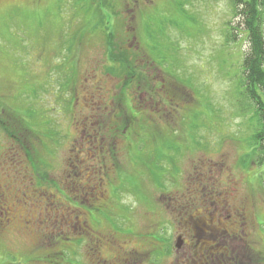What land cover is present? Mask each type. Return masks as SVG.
Here are the masks:
<instances>
[{
  "label": "rangeland",
  "instance_id": "obj_1",
  "mask_svg": "<svg viewBox=\"0 0 264 264\" xmlns=\"http://www.w3.org/2000/svg\"><path fill=\"white\" fill-rule=\"evenodd\" d=\"M180 1L92 0L94 14L98 13L97 4L110 7L114 15L117 12L115 16L110 12L111 23L124 48L150 52L151 46H157L154 54L164 57L165 71L181 73L195 81L193 101L202 105L209 94L214 103L211 108L198 105L185 130L184 121H188L192 110L178 114L174 123L170 107L155 122L176 127L174 133L163 137L173 144L174 150H167L160 142L158 147L152 144L155 133L149 129L147 114L153 116V102L146 101L147 94L139 96L137 91L132 92L131 101L135 111L145 104L140 121L132 125L129 139L120 138L115 127L123 124L119 80L104 73L105 29L98 25L95 29L100 31L90 34L91 27L85 24L89 14L85 12L86 0H79V4L61 0L59 5L54 0H0V112L8 109L27 124L39 143L42 141L40 146L35 143L38 156L27 157L25 149L13 140L17 161L12 162H20V167H10L6 165L7 154H2L6 133L0 128V264H56L52 254H59L70 243L74 244L75 264H146L148 252L159 248L146 233L151 232L157 240L177 241L174 236L187 226L183 214L190 209V203L205 210L196 214L204 217L212 208L221 206L218 215L231 228L236 227L227 255L213 259L203 255L202 263L248 264L241 253L252 258L260 248L258 226L252 215L258 211L264 216V162L258 163V145L251 138L255 120L249 119L247 113L239 115L233 107L232 112L224 100L231 95L230 87H238L237 75L241 71L238 45L231 60V53L222 46L226 28L228 34L237 33L234 40L241 42L243 53L248 43L241 27H237L239 18L230 14L229 0H184L187 14L183 17L178 11ZM150 7L154 11L151 18L143 16L140 20L137 11L146 14ZM163 13L184 30L172 28L171 23L160 19ZM226 21H230L227 26ZM142 23L154 29L164 23L171 39H163L164 35L156 45L142 36L139 42ZM75 32L82 35L81 42L68 55L60 44L66 35ZM64 58L71 64H66ZM142 64L139 62V66ZM68 65L74 67L76 77L70 107L62 100H70L66 96L69 93L61 92L70 73ZM152 70L151 79H163V73L154 75ZM4 124L11 127L7 121ZM128 140L134 147L138 144L137 148L129 147ZM145 141L147 146L143 145ZM132 150H136L137 158ZM158 153L169 156L159 165L163 166L161 173L156 171L166 188L153 181L149 173V158ZM238 156L247 164V171L237 168ZM170 175L175 176L174 186L168 184ZM21 191L26 193L25 198ZM223 208L246 214L244 219L230 218L232 215ZM247 213L252 214L249 219ZM157 219L165 221L164 235L155 233L159 223L152 224ZM210 237V232L202 235L203 240ZM216 237L220 238L218 247L224 248V234L219 231ZM260 237L264 244V231ZM172 248L168 257L160 256L155 264L193 263L180 247L173 244ZM133 249L139 250L136 258ZM40 251L48 252L43 261L33 257ZM261 254L264 257L263 248Z\"/></svg>",
  "mask_w": 264,
  "mask_h": 264
},
{
  "label": "trees",
  "instance_id": "obj_2",
  "mask_svg": "<svg viewBox=\"0 0 264 264\" xmlns=\"http://www.w3.org/2000/svg\"><path fill=\"white\" fill-rule=\"evenodd\" d=\"M56 1V5H59L61 0H54ZM91 1V2H90ZM137 0H135L136 2ZM184 0H181L179 3V9L178 11L182 14V17L187 14V11H185V5L187 2ZM74 4H79V0H73ZM94 2L92 0H86L85 4V12L89 13L88 16L85 18V24L89 27H91V33L90 34H95L96 31H100L95 29L98 25L103 26V29H105V58L107 61L103 65V70L105 75L110 76L111 78H117L119 80L118 82V90H119V100L121 101V104L123 106V111H122V118H123V124L120 126L115 127L119 130L120 132V138L123 140L129 139L131 135V130H132V125L135 122H139L141 118V110H143V107L145 106L144 103L141 104V109L139 111H135L132 108V101H131V94L132 92H139V96H142L143 94H147L146 101H152L153 105L151 104V112L153 114H147L148 120L150 121V126L149 129H153L154 137L152 139V144L156 147H158L156 144L159 142L162 144L163 147L167 148V150H174L173 144L171 140H164V135L165 134H172L174 133L176 127L174 124L166 125L163 123H155L159 118L163 116L165 112H167L170 107V115L172 116V122L175 123V120L178 118V114H183V112L188 109L190 111V115L188 116V121L185 120L184 127L183 124L181 123V128L183 127L184 130L186 127H188V122L191 118L194 117L195 109L199 105L200 107L205 104L207 107L211 108L214 103L211 102L210 96L208 95V99L206 103L203 102H198V101H193V94H192V89H194L195 81L192 82L191 78L185 77L183 75H180L181 73H170L165 71V59L164 57H156L155 52L157 51V46H151V51L147 52V50H144L142 47V50L144 52H139V51H132L129 49L124 48L120 43L119 39L116 36L115 31L113 30L114 24L111 23L112 17L110 12H114V10H111L110 7H106L105 5L103 6H98L96 5V10L98 13L94 14V8H92ZM150 4V3H149ZM73 5V4H71ZM229 5L231 8L232 13L235 18H239V23L237 27H241V30L243 32L242 35H244L245 40L248 43V50L247 52L242 51L241 47V42L240 41H235L234 39H237V33L233 34H228L227 33V28L225 30V35L224 37V44L222 45L224 49H227L231 53L230 60L232 59V54L234 51V47L238 45V61L240 63V73L237 75L238 78V87L232 88L230 87V90L228 91L231 95L227 94L226 97L224 98L225 102L229 104V109L233 112L234 110L231 108H236L237 112L239 115L244 116L245 113L248 114L249 119H254L255 120V126L253 128V135H252V140L254 141V144L258 145L259 149V159L258 163L261 164L264 162V97L262 95L263 93V88H264V30L262 28V25L264 24V0H229ZM58 7V6H57ZM165 11V10H162ZM153 9L148 8L146 14L142 10L137 11V15L139 19L141 20L143 16H148L151 18V14L153 13ZM173 13V11H171ZM114 15V14H113ZM115 15H117V12H115ZM114 15V16H115ZM160 19H165V22L171 23L172 28H180V30H184L182 27H177L173 24L174 21H172L168 16L163 13L162 15H159ZM110 24L111 26H108ZM164 23H162L161 28L156 29L153 28V25L148 24L147 28L144 27V24L142 23V29L138 30V40L141 42V37L145 36L150 42L159 45L158 43L161 41L163 36L165 37L163 39H168L170 40V35L169 33L166 34V31L164 30ZM227 24H230V21H226L224 25L227 26ZM101 30V31H102ZM144 31V32H143ZM230 33V32H229ZM82 38V35H78L77 32L69 34V36H65L62 43L60 44L61 46L64 47L66 50V54H71L73 52V48H76V44L80 43ZM144 38V37H143ZM144 40V39H143ZM238 43V44H237ZM141 50V49H140ZM64 62H66V58H64ZM139 62H143L141 66H139ZM65 64V63H64ZM66 64H71V62H66ZM224 64V63H223ZM74 67L68 65V69H70V73L67 74V79L64 84L61 86V92L65 95V93H69V96L66 95L68 98L71 97L72 95V87H74V84L76 82V77H75V70L73 69ZM65 69H67L65 67ZM63 69V70H65ZM153 69L154 75H157L158 73H163V79L161 80H153L150 78V70ZM222 71V69H221ZM223 72V71H222ZM167 77L166 79L164 77ZM225 77V75H224ZM226 82H228L226 80ZM227 84H230L227 83ZM160 85V86H159ZM130 90V91H129ZM60 94V93H59ZM192 94V95H191ZM233 94H237V96L234 99H231L230 96ZM62 100L67 101V105L71 101L74 100V97H71L70 100L67 98L63 97ZM155 100V101H154ZM229 100V101H228ZM145 101V102H146ZM150 108V107H149ZM2 113H9L7 117L3 116L2 114L0 115V128L6 133L5 134V142H4V147L5 151L2 154H7L6 157L8 158V164L7 166H13V167H20L19 163L12 162L16 160V157L14 155V152L17 151V149L13 146L12 141H17L16 145L20 146L21 149H25V153L27 157H37L39 154V151L36 149L35 143H37V146H40L42 141L39 143L38 138L34 133L29 132L30 130L27 127V124L15 118L11 112L8 111V109H2ZM0 112V113H1ZM185 114V113H184ZM193 116V117H192ZM14 117V119H13ZM6 118V119H5ZM13 119V122L11 121ZM249 119L247 121L249 122ZM5 121H7L11 127H8L5 125ZM52 121V120H51ZM50 121V122H51ZM130 123V126L127 125ZM49 123H47L45 126L46 128L48 127ZM48 129V128H47ZM101 129H105L104 122L102 123ZM100 129V132H101ZM125 132H123V130ZM145 129V128H144ZM49 130V129H48ZM29 134V137L27 136V133ZM113 131H109L108 133L111 134ZM115 132V131H114ZM26 135V136H25ZM53 132L52 135L53 136ZM67 136V135H66ZM105 136V134H104ZM106 137V136H105ZM187 139V135L183 138V140ZM48 141V140H47ZM138 142L140 139L137 140ZM130 143L129 147L137 148L138 144H136V147H134V144L132 140H128ZM141 143V142H139ZM159 143V144H160ZM143 145L147 146V141L143 142ZM28 148H31L32 151ZM131 148V149H132ZM10 155H8L9 153ZM132 155L137 158L136 156V150H132ZM155 157H150L149 159H152V164L150 165V170L149 173L153 176L155 182H160L162 184V188H166L167 185L164 183V181H160V179L157 177V172L160 171V169L163 166H159L161 164V161L165 159H168L169 156H163V154L158 153L157 155H154ZM17 161V160H16ZM160 161V162H159ZM6 166V168H7ZM242 171H247V164H245L243 161L239 159V156L237 157V168H239ZM159 169V170H158ZM175 170V169H173ZM157 171V172H156ZM175 171H173L174 174ZM157 179H156V178ZM171 179H169V185L174 186L176 183L175 176L170 175ZM253 181L256 182L255 179ZM257 184V183H255ZM259 187V185L257 184ZM25 193V192H24ZM26 194V193H25ZM26 196V195H24ZM190 209L187 211V215L183 214V216L186 217L187 226L183 229V232L180 233L182 239L185 240L184 244H187V250L191 251L193 259L195 258V248H194V240H190V238L193 235H196L198 238L199 234H203V236H206L208 232L211 233V236H215V232H221L228 236L230 238L229 240H232L233 237L235 236V229L236 227L230 226V223H226L225 221L222 220L220 215H218V212L220 211L219 209L222 208L220 206L216 207L215 209L212 208V212L209 214H206V217L209 219L208 221H205L202 217L203 215H200L199 217L196 216V214L201 211H205L202 208H199L198 204H189ZM217 206V205H216ZM228 207V206H226ZM231 206H229L230 208ZM219 208V209H218ZM225 210V213L228 215H232L230 218L238 217L240 214H237L236 212H230L231 209H222ZM204 213V212H203ZM243 213V212H242ZM246 213V212H245ZM244 213V215H245ZM250 213H247L246 216H248V219L250 218ZM252 216H255V223H257V235H259L260 238V248L256 249V252L254 251V256L252 258L247 257L246 255L242 254L247 260V263L249 264H264V257L261 254V248L264 249V244H262L263 240L260 237V234L263 233L264 231V216H260L258 211L255 212ZM197 217L202 219L197 220ZM217 219V220H216ZM156 220V219H155ZM152 226L157 225L156 227L157 232L155 233L158 236H161L160 234H165L166 228L164 229V223L165 221H157L154 222ZM221 220V221H220ZM228 220V219H227ZM202 222L205 224L204 227H202ZM225 222L224 226H221V224ZM180 224H185L183 221H181ZM187 233H186V232ZM196 232V234L193 233ZM149 234L151 235L152 240H157V236L153 235L151 232L146 233L145 236L149 237ZM174 235V234H173ZM141 235L140 237H142ZM175 235L174 237H176ZM160 238V237H159ZM188 238V239H187ZM169 240V241H168ZM170 238H167V240L163 239L164 246L161 243V249L165 250L166 252L171 251L169 248L172 247H167L170 245ZM174 240V238H173ZM162 241V240H161ZM162 241V242H163ZM208 241V240H203L201 237V242ZM210 242V241H209ZM258 243V242H257ZM212 244V242H211ZM212 251L208 254V256L211 257L212 259L215 258L220 252H223L221 247H216L218 245V239L215 240L213 243ZM172 249V248H171ZM173 250V249H172ZM74 251V244L70 243L65 246H63V249L60 251L59 254H52L53 257V262L56 264H75L72 258L74 257L75 253ZM139 253V250H137ZM137 251L133 249L134 253V258L138 257ZM41 253V254H40ZM39 255L36 253V255H33L35 259L44 260L43 257L48 254V252H45V254L40 251ZM35 254V253H34ZM216 254V255H215ZM38 255V256H37ZM206 260V259H205ZM196 262V263H195ZM36 263V262H34ZM41 264V263H38ZM192 264H208V263H202L201 261H193Z\"/></svg>",
  "mask_w": 264,
  "mask_h": 264
},
{
  "label": "flooded vegetation",
  "instance_id": "obj_3",
  "mask_svg": "<svg viewBox=\"0 0 264 264\" xmlns=\"http://www.w3.org/2000/svg\"><path fill=\"white\" fill-rule=\"evenodd\" d=\"M88 137H90V136H88ZM9 210L7 209V211H4V214L5 213H7ZM223 212H225V210L223 211ZM237 214H240V216L238 215V217L239 218H243L244 219V217H245V215H244V213H245V211L242 213V212H236ZM246 214V213H245ZM15 215L13 214V217H14ZM199 217V216H198ZM197 217V220H201L202 221V219H200V218H198ZM205 221H208L209 219L207 218V217H202ZM227 219H229V216H227ZM8 220V219H7ZM204 223L202 222V227H204ZM231 225V224H230ZM182 232H183V229H182ZM186 232V231H185ZM187 233V232H186ZM216 233H219V232H215V236L214 237H210V238H214V240L213 239H207L208 241H205V243L204 242H201V237H202V235L201 234H199L198 235V238H197V236L196 235H193L191 238H190V240L192 241V240H194L195 238V245H194V248H195V258L193 259V256H192V253H191V251H189V250H187V244L185 243L184 244V242H185V240L183 239V241H182V243H181V251H182V253H183V255H185V254H187L188 255V260L189 261H203V259H204V256L203 255H208L211 251H212V247H213V243L215 242V240L216 239H220V238H217L216 237ZM188 239V238H187ZM230 238H228V236H226L225 234H224V240L226 241V245H225V247L224 248H222V250H223V252H220L218 255H220L221 257H223V256H225V255H227V250H230L231 248L229 247V245H230V242H232V240H229ZM210 241V242H209ZM227 241H229V243L227 244ZM211 242H212V244H211ZM216 247H218V245H216ZM219 248V247H218ZM241 254H243V253H241ZM216 255V254H215ZM217 255V256H218ZM245 255V254H244ZM216 256V257H217ZM243 256V255H242ZM211 257H212V255H211ZM215 257V258H216ZM242 258H244V256L242 257ZM245 259V258H244ZM143 260V259H142ZM212 262V261H211ZM244 262V261H243ZM145 263L146 264H150L149 263V261H145ZM196 263V262H195Z\"/></svg>",
  "mask_w": 264,
  "mask_h": 264
}]
</instances>
